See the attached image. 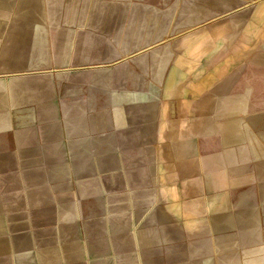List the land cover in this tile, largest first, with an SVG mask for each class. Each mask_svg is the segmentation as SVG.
<instances>
[{"label": "crops", "instance_id": "1", "mask_svg": "<svg viewBox=\"0 0 264 264\" xmlns=\"http://www.w3.org/2000/svg\"><path fill=\"white\" fill-rule=\"evenodd\" d=\"M27 31L0 47V264H85L81 225L132 246L119 264H264V112L235 104L234 72L219 82L234 47L210 77L173 61L146 93L101 47L52 62Z\"/></svg>", "mask_w": 264, "mask_h": 264}, {"label": "rangeland", "instance_id": "2", "mask_svg": "<svg viewBox=\"0 0 264 264\" xmlns=\"http://www.w3.org/2000/svg\"><path fill=\"white\" fill-rule=\"evenodd\" d=\"M0 6L5 8L3 0ZM11 24L16 47L25 46L21 32L28 28L33 47H48L52 62L58 57L56 47L69 48L60 58L65 62L87 60L94 53L90 47H101L104 64L116 66L112 70L118 75L139 77L146 93L154 90L156 77H167L173 61L179 65L192 60L190 77L200 78V73L210 77V72L221 67L216 66L222 59L221 48L234 47L223 60L239 61L240 66L230 68L234 66L230 64L226 71L218 70L224 76L219 82L236 75L234 90L242 93L235 104L248 108L250 102L253 113L264 112V0H15L11 8L0 10V47ZM205 45L213 48L204 52L201 61L199 50ZM55 69L57 72L53 67L49 71L54 73ZM245 92L250 94L248 99ZM230 103L226 106H233L234 102ZM256 115L263 124L264 117ZM258 182L251 207L262 209ZM131 214L113 215L118 216L115 221H130ZM77 229L87 255L89 250L97 252V258L85 256V264H119V257L132 248L124 241H109L103 229L98 228L97 237L91 241L87 227ZM258 234L264 235V228H259Z\"/></svg>", "mask_w": 264, "mask_h": 264}]
</instances>
